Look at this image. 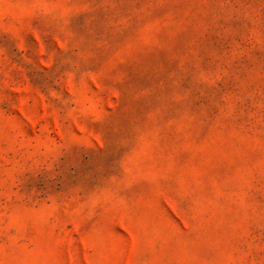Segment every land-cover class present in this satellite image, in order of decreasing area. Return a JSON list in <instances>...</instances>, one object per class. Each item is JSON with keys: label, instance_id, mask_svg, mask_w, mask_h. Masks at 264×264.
Wrapping results in <instances>:
<instances>
[{"label": "rangeland", "instance_id": "1", "mask_svg": "<svg viewBox=\"0 0 264 264\" xmlns=\"http://www.w3.org/2000/svg\"><path fill=\"white\" fill-rule=\"evenodd\" d=\"M0 264H264V0H0Z\"/></svg>", "mask_w": 264, "mask_h": 264}]
</instances>
